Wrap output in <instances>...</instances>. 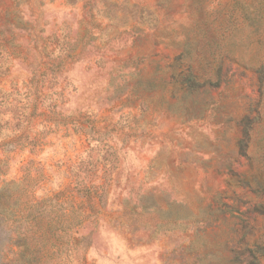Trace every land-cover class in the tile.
I'll return each instance as SVG.
<instances>
[{
	"label": "rangeland",
	"instance_id": "374dc122",
	"mask_svg": "<svg viewBox=\"0 0 264 264\" xmlns=\"http://www.w3.org/2000/svg\"><path fill=\"white\" fill-rule=\"evenodd\" d=\"M0 264H264V0H0Z\"/></svg>",
	"mask_w": 264,
	"mask_h": 264
}]
</instances>
